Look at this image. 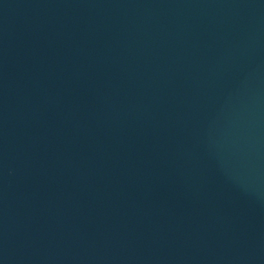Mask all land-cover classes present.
Instances as JSON below:
<instances>
[{
  "label": "water",
  "instance_id": "1",
  "mask_svg": "<svg viewBox=\"0 0 264 264\" xmlns=\"http://www.w3.org/2000/svg\"><path fill=\"white\" fill-rule=\"evenodd\" d=\"M0 264H264V0H0Z\"/></svg>",
  "mask_w": 264,
  "mask_h": 264
}]
</instances>
